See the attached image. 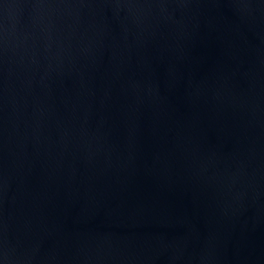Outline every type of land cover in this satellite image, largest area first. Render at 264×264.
<instances>
[{
	"label": "water",
	"instance_id": "water-1",
	"mask_svg": "<svg viewBox=\"0 0 264 264\" xmlns=\"http://www.w3.org/2000/svg\"><path fill=\"white\" fill-rule=\"evenodd\" d=\"M0 264H264V0H0Z\"/></svg>",
	"mask_w": 264,
	"mask_h": 264
}]
</instances>
